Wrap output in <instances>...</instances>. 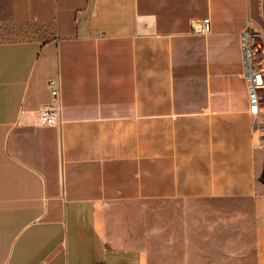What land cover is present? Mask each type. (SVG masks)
Masks as SVG:
<instances>
[{
  "label": "crops",
  "instance_id": "obj_1",
  "mask_svg": "<svg viewBox=\"0 0 264 264\" xmlns=\"http://www.w3.org/2000/svg\"><path fill=\"white\" fill-rule=\"evenodd\" d=\"M248 28L264 49V0H0V264H264Z\"/></svg>",
  "mask_w": 264,
  "mask_h": 264
},
{
  "label": "built area",
  "instance_id": "obj_2",
  "mask_svg": "<svg viewBox=\"0 0 264 264\" xmlns=\"http://www.w3.org/2000/svg\"><path fill=\"white\" fill-rule=\"evenodd\" d=\"M212 31L211 20L204 19L193 35L207 36ZM243 58V78L248 86L254 109L257 106L259 93L264 88V64L262 62L263 46L260 35L248 28L240 37ZM51 102L39 111L41 124L46 127H57L62 124V82L60 79L48 83Z\"/></svg>",
  "mask_w": 264,
  "mask_h": 264
},
{
  "label": "rangeland",
  "instance_id": "obj_3",
  "mask_svg": "<svg viewBox=\"0 0 264 264\" xmlns=\"http://www.w3.org/2000/svg\"><path fill=\"white\" fill-rule=\"evenodd\" d=\"M195 206H197L198 208V213L199 214H203V215H206L208 214V202H198L195 204ZM182 205L181 204H177L176 205V209L178 212H181L182 209H181ZM153 213H150L149 215V223H150V226L151 224H156V220H157V216H156V213H155V205H154V208L151 207ZM201 250H199L197 252V256L194 258V260L192 261H188L186 260V257L183 256V255H177V256H174V260H172L173 257H169V256H163V255H160V258H161V261L158 260V254H157V251H156V247H152V249H150V255H149V262L148 264H208V254H207V249L208 247H201L200 248ZM164 260V261H163ZM108 264H113V263H108Z\"/></svg>",
  "mask_w": 264,
  "mask_h": 264
}]
</instances>
